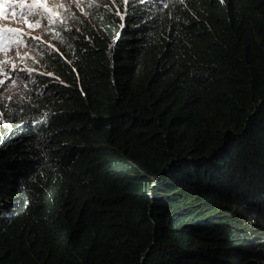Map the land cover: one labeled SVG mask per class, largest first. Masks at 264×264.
<instances>
[{"label": "trees", "instance_id": "obj_1", "mask_svg": "<svg viewBox=\"0 0 264 264\" xmlns=\"http://www.w3.org/2000/svg\"><path fill=\"white\" fill-rule=\"evenodd\" d=\"M190 7L191 26L134 8L112 50L119 20L97 9L64 45L37 106L96 110L93 144L5 113L0 264H264V0Z\"/></svg>", "mask_w": 264, "mask_h": 264}, {"label": "clouds", "instance_id": "obj_2", "mask_svg": "<svg viewBox=\"0 0 264 264\" xmlns=\"http://www.w3.org/2000/svg\"><path fill=\"white\" fill-rule=\"evenodd\" d=\"M192 1L194 0H0V62H5L0 63V68H3L0 72V81H3L0 84V122L6 123L5 113L17 108L22 113L36 109L41 117L38 120H23L18 127L30 131L27 124L28 121H33L40 127L49 129L51 137L68 141L74 147L93 144L107 126L105 117L96 110L88 115L75 110L59 115L52 108L37 106L38 100L48 94V87L53 82L49 79L60 80L50 67L53 63L61 64L66 59L64 45L77 38H88L92 16L97 9L106 10L111 15L114 13L119 20L120 29L110 45L111 50L124 27L125 19H128L134 8L151 11V19H172L174 11L181 7L184 11L178 16L180 23L190 26L197 24L200 21L196 7H190ZM29 9L40 13L36 17L42 18L39 26H34L33 20L19 18L22 11L27 12ZM109 58L114 65L113 53H110ZM33 97L36 98L35 101L29 104ZM82 118H86V121L82 122ZM34 140L28 148L36 151L43 137ZM6 147L9 148L7 143ZM98 165L96 162V168Z\"/></svg>", "mask_w": 264, "mask_h": 264}, {"label": "snow or ice", "instance_id": "obj_3", "mask_svg": "<svg viewBox=\"0 0 264 264\" xmlns=\"http://www.w3.org/2000/svg\"><path fill=\"white\" fill-rule=\"evenodd\" d=\"M37 16H40V13L38 11H32L29 9L27 12L22 11L20 13L19 18L20 19H30L34 21V26H39L42 23V18L41 19H36ZM32 27L33 25H29ZM0 63H5V62H0ZM3 71V68H0V72ZM3 81H0V84H2Z\"/></svg>", "mask_w": 264, "mask_h": 264}]
</instances>
